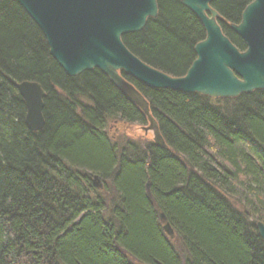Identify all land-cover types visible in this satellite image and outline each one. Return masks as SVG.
Segmentation results:
<instances>
[{"label": "trees", "instance_id": "obj_1", "mask_svg": "<svg viewBox=\"0 0 264 264\" xmlns=\"http://www.w3.org/2000/svg\"><path fill=\"white\" fill-rule=\"evenodd\" d=\"M180 1L156 0L158 16L122 39L173 78L206 37ZM252 1L212 3L240 52L229 26ZM121 76L148 104L163 147L112 143L109 122L145 127L147 117L103 73L65 74L25 11L0 0V264H264V91L212 100ZM25 81L45 92L38 133L15 87Z\"/></svg>", "mask_w": 264, "mask_h": 264}, {"label": "water", "instance_id": "obj_2", "mask_svg": "<svg viewBox=\"0 0 264 264\" xmlns=\"http://www.w3.org/2000/svg\"><path fill=\"white\" fill-rule=\"evenodd\" d=\"M42 32L51 58L65 74L79 77L97 70L147 117L154 143L163 147L148 104L121 73L150 89L196 93L209 99L236 98L264 91V0H253L244 9L239 24L229 26L246 45L240 52L221 32V18L212 8L215 0H181L180 3L203 25L205 39L195 45V61L183 77L173 78L145 65L124 46L125 35L140 32L148 19L157 17L156 0H14ZM26 114L25 126L32 132L44 127L45 92L37 83H17ZM93 186L101 189L96 176ZM149 185H146V192ZM163 220V219H162ZM264 242V225L256 224ZM163 232L174 238L170 225Z\"/></svg>", "mask_w": 264, "mask_h": 264}, {"label": "rangeland", "instance_id": "obj_3", "mask_svg": "<svg viewBox=\"0 0 264 264\" xmlns=\"http://www.w3.org/2000/svg\"><path fill=\"white\" fill-rule=\"evenodd\" d=\"M147 124L145 127L134 126L130 124H125L121 122H109L107 124V136L111 139L112 143L116 145L126 144L129 141L136 143L137 145H143L150 142H154L155 137L152 131H147L149 128ZM102 183V182H100ZM104 184L102 183V186ZM106 186V185H105ZM104 187V186H103ZM102 190L96 189L97 193L102 195L103 197H108V191L105 192L104 188ZM111 197V195L109 196Z\"/></svg>", "mask_w": 264, "mask_h": 264}, {"label": "bare ground", "instance_id": "obj_4", "mask_svg": "<svg viewBox=\"0 0 264 264\" xmlns=\"http://www.w3.org/2000/svg\"><path fill=\"white\" fill-rule=\"evenodd\" d=\"M42 116H43V111H42ZM44 119V118H43ZM45 120V119H44ZM27 128V127H26ZM30 131V130H29ZM32 132V131H31ZM34 133H38V132H34Z\"/></svg>", "mask_w": 264, "mask_h": 264}, {"label": "flooded vegetation", "instance_id": "obj_5", "mask_svg": "<svg viewBox=\"0 0 264 264\" xmlns=\"http://www.w3.org/2000/svg\"><path fill=\"white\" fill-rule=\"evenodd\" d=\"M157 16H158V15H157ZM155 18H156V17H155ZM153 20H154V19H153ZM146 22H147V21H146ZM218 22H219V21H218ZM218 22H217V23H218ZM145 24H146V23H145ZM218 24H219V23H218ZM219 26H220V24H219ZM221 32H222V31H221ZM202 41H203V40H202ZM200 43H201V42H200ZM196 45H197V44H196Z\"/></svg>", "mask_w": 264, "mask_h": 264}]
</instances>
